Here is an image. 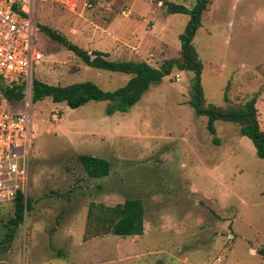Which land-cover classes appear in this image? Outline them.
Segmentation results:
<instances>
[{
	"label": "rangeland",
	"instance_id": "1",
	"mask_svg": "<svg viewBox=\"0 0 264 264\" xmlns=\"http://www.w3.org/2000/svg\"><path fill=\"white\" fill-rule=\"evenodd\" d=\"M133 1L85 0L73 12L38 3L40 26L84 51L157 69L173 61L169 73L125 113L107 116L105 101L77 109L50 98L31 104L29 207L8 245L3 239L12 204L1 210L0 264H264V159L241 136L239 124L217 119L213 137L208 118L190 106L194 73L180 67L179 40L188 16H167L154 0ZM166 1L188 8L194 3ZM131 5L136 14H127ZM145 11L150 14L140 16ZM128 16L142 23L120 35V19ZM113 18L120 20L112 24L116 41L102 34ZM38 42L44 57L34 79L43 83L90 81L112 92L130 79L85 66L41 32ZM191 44L202 65L205 106L227 114L255 96L264 133V0H210ZM80 155L109 161V175L88 177ZM129 198L144 205L143 235L84 239L92 204L115 206Z\"/></svg>",
	"mask_w": 264,
	"mask_h": 264
},
{
	"label": "trees",
	"instance_id": "2",
	"mask_svg": "<svg viewBox=\"0 0 264 264\" xmlns=\"http://www.w3.org/2000/svg\"><path fill=\"white\" fill-rule=\"evenodd\" d=\"M94 4L96 0H87ZM165 7L166 15H186L188 21L183 32L179 35L181 42L180 53L183 58V65L178 62L181 68L194 73L191 84L190 106L197 116L208 118L207 131L215 137L213 123L217 119H223L240 125L241 136L252 140L258 157L264 159V133L259 130L256 119L255 100H246L243 108L223 114L213 106H205L201 88L202 65L196 59L192 47V39L198 28L201 27L202 15L208 10L210 0H194L190 8L183 3L169 2L166 0H154ZM40 32L54 43L63 46L71 51L83 64L89 68L118 73L130 76L124 86L115 91H104L95 83L86 81L73 83L67 86H54L34 79L32 82L31 102L36 103L50 98L55 104L64 103L69 109H77L90 101L107 102L105 114L111 116L115 113H125L141 99L142 95L149 89L150 85L159 83L163 76L169 73L172 64L167 61L161 68L157 69L145 61H113L109 54L101 51L87 52L69 42L62 34L46 27L40 26ZM2 94L13 107H18L24 98V85L14 83L1 86ZM225 99L227 96L225 95ZM214 141L216 142L215 138ZM78 160L90 178H103L110 173L109 161L90 155H80ZM28 199L24 202L22 196H18L12 204L13 216L7 223V232L3 242L10 244L15 236L16 229L22 223L24 213L28 209ZM144 205L140 199L129 198L115 206L91 205L87 213L85 237L87 240L92 237H104L108 234L122 238L141 236L144 233ZM264 255V250L259 251Z\"/></svg>",
	"mask_w": 264,
	"mask_h": 264
},
{
	"label": "built area",
	"instance_id": "3",
	"mask_svg": "<svg viewBox=\"0 0 264 264\" xmlns=\"http://www.w3.org/2000/svg\"><path fill=\"white\" fill-rule=\"evenodd\" d=\"M52 2L75 11L85 0H0V212L18 196L27 198L35 126L31 112L34 71L43 61L39 48L38 3ZM24 85V98L13 107L2 85ZM56 122L58 115L53 114Z\"/></svg>",
	"mask_w": 264,
	"mask_h": 264
},
{
	"label": "crops",
	"instance_id": "4",
	"mask_svg": "<svg viewBox=\"0 0 264 264\" xmlns=\"http://www.w3.org/2000/svg\"><path fill=\"white\" fill-rule=\"evenodd\" d=\"M138 0H134L133 1V5H134V3H136ZM140 1V0H139ZM140 3L142 4V1H140ZM142 6V5H141ZM143 7V6H142ZM145 9V8H144ZM132 12H134V10L132 9V5H131V8H129V10H128V13L127 14H130V13H132ZM135 13V12H134ZM133 13V14H134ZM148 13H149V11L147 12V11H145L144 13H143V15H140V16H144V15H148ZM136 14V13H135ZM150 14V13H149ZM132 15V14H131ZM139 15V14H138ZM119 19H117V18H113V20L111 21V23L109 24V26H107V28H105V29H103L102 31H103V35H106V34H109V35H111V37H113V38H111V40L113 39V41H116L115 39H116V35L118 34L116 31H115V28L114 27H112V24H114V23H116V21H118ZM121 20V21H120ZM119 21L120 22H122V23H124V26H125V28L124 29H122L121 31H119V34L120 35H122V33H123V31L124 30H126V33L125 34H127V30L129 29V26H131L132 27V29H131V31L135 28V25L136 24H138L139 25V22L140 23H142V21H138V20H135V18H132L131 16H128V19H120ZM143 21H145V20H143ZM117 30V29H116ZM114 31V32H113ZM130 32V31H129ZM145 231V230H144ZM136 238V237H138V236H133V237H131L132 239L133 238Z\"/></svg>",
	"mask_w": 264,
	"mask_h": 264
}]
</instances>
